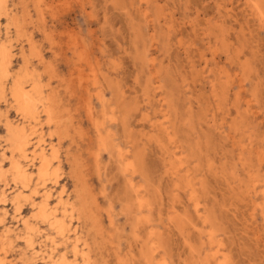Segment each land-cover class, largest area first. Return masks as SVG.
Wrapping results in <instances>:
<instances>
[{"label": "rangeland", "instance_id": "obj_1", "mask_svg": "<svg viewBox=\"0 0 264 264\" xmlns=\"http://www.w3.org/2000/svg\"><path fill=\"white\" fill-rule=\"evenodd\" d=\"M2 45L0 261L43 264L25 217L55 261L264 264V0H2ZM16 81L40 91L36 122ZM7 120L30 136L27 191ZM39 144L58 151L44 186ZM37 187L64 200L78 257L35 217Z\"/></svg>", "mask_w": 264, "mask_h": 264}, {"label": "bare ground", "instance_id": "obj_2", "mask_svg": "<svg viewBox=\"0 0 264 264\" xmlns=\"http://www.w3.org/2000/svg\"><path fill=\"white\" fill-rule=\"evenodd\" d=\"M69 3H71V1ZM1 10H2V0H0V11ZM0 56H1V65H0V74H1V76H0V94L3 95V93H4L3 78L8 76L7 65L9 64V59H10V56H9V52L7 50V47L4 46V45L1 46ZM93 70H94V68L92 69V71ZM139 92H140V90H139ZM38 96H40V91H39L38 87H32V89L26 90L23 87V84H20L19 82L16 81V83L14 85L12 97H13V100H14L15 105L17 107V110H18L19 114L22 117L28 118L31 121H35V122L38 120V116H37V103H38L37 97ZM91 113L93 114V112H91ZM5 127H6L7 132L10 135V139H9L10 143L15 147V149H16L18 155H19V156H16L14 154V151L12 152V155H10L11 168L13 170V173H14L16 179H18L21 182V184L23 185L22 190L23 191H27L28 188H29V186H30V182H31L32 176H33V174L31 172L29 166L27 165V161H28V158H29V156H28L29 153L28 152H29V146H30V141H31L30 138H29L30 136L27 135V132L24 129V127H22V128L17 127L10 120H7ZM50 152H51V154L49 156V154H48L49 151H47L46 148H43L39 144L38 146H36L33 149V153H32L33 157L34 158H38L39 161H40V167H39V170H38V176H39V179L41 181H43V184H42L43 186L46 184L47 179L49 177H51L52 175L56 176L57 175V172H58V169H55V170H57V171H55V173H52V171L50 172V167L52 166L53 162L54 161H58V151L56 150V148L53 147V148L50 149ZM164 153H166V152H164ZM171 157H172V154H171ZM129 168L130 169L133 168V165H130ZM52 170H54V169H52ZM175 179L177 180V178H175ZM55 180H56V184H57L58 183V181H57L58 179H55ZM42 188H45V187H42ZM41 190H43V189L38 188V187L33 190L34 196H39V195L42 196L41 200L39 202H36L35 205H34L35 210H36L35 217L36 218H40L43 222L47 223V225L49 226V228L54 232L55 238H52V243L54 245H56V239H61V240L65 241V242L68 241L69 243L72 244L73 257H75V258L78 257V255L82 251L81 244H80V239L78 237H76L74 240H72L70 238V236H69L70 233L69 232L71 231L72 224H70V222L68 221L66 214H64V213L61 214L59 212L60 205H64L65 204L64 200L60 196L59 197V203L54 204L53 203V200H54L53 199V193L54 192L52 190H46V191L42 192ZM22 194L23 193H18V194L15 195V197H14V204L15 205L17 204V202L20 199V197H21ZM138 203H140V201ZM255 207H257V206H255ZM32 210H34V209H32ZM21 211H22L21 207L20 206L19 207L17 206V208L15 209V212L18 214V216H21L22 217ZM18 222H21L22 226L26 230V236L23 239V243L26 245V247L29 250L33 251L34 254L37 255V257L38 256H42V260L43 261H41V262L43 264H71V262H70L67 254L60 255L56 259V261H55L54 260V256L52 254H47V253H45V251H42V250L37 251V245H36V242H35V235L40 230H38L37 228H35L33 226V222L31 221L30 218L22 217L21 219L18 220ZM141 232H142V230H141ZM10 234H11V231L8 229L5 232V241H4L3 246L0 245L1 247H5V245L7 243V239L9 238ZM74 235H75V233H74ZM139 242L140 241H138V243ZM55 249H57V247H55ZM5 250H6V248H4V251ZM0 252H1V250H0ZM4 253H6V251ZM6 255L8 256V254H6ZM144 260H146V262L148 261L147 259H144ZM3 262L5 263V260L4 261H0V264H4ZM88 263H89V260H88ZM164 263H166V262H164Z\"/></svg>", "mask_w": 264, "mask_h": 264}]
</instances>
